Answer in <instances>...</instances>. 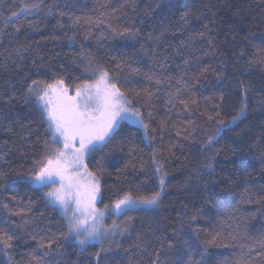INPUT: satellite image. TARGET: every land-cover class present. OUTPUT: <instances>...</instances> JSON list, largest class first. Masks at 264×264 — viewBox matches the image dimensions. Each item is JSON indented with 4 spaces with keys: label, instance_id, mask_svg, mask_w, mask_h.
<instances>
[{
    "label": "trees",
    "instance_id": "16d2710c",
    "mask_svg": "<svg viewBox=\"0 0 264 264\" xmlns=\"http://www.w3.org/2000/svg\"><path fill=\"white\" fill-rule=\"evenodd\" d=\"M32 2L41 0H0V155L8 153L9 162H0V168L26 173L50 139L46 123L25 102L26 84L62 78L74 90L95 79L86 68L113 71L126 62L139 71L125 66L113 73L114 82L140 108L151 143L142 129L124 122L102 153L85 158L100 179L98 206L112 204L145 174L152 179L144 192L151 191L153 152L169 177L158 214L133 211L130 233L103 238V247L111 248L108 264H150L157 251L164 264H175L177 253L187 251L185 240L200 264H264V202L257 201L264 196V0H188L187 25L180 19L184 9L170 10L167 0H43L39 11L21 12ZM12 12L19 15L9 20ZM70 17H81L80 23L73 25ZM58 21L64 26L57 27ZM125 27L137 32L134 39L113 35V29ZM241 82L251 89L247 119L220 133L215 172H202L214 150L203 146L216 136L218 120L235 115ZM216 111L221 115L209 120ZM44 191L26 182L0 187V203L13 212L25 210L14 215L0 207V229L20 238L6 250L11 261L0 250V264H37V258L39 264H95L101 245L93 242L81 253L71 237L64 239L66 219L47 203ZM114 220L123 224L127 217L109 214L103 224L110 228ZM174 229V248L161 249L156 237H172ZM33 235L57 243L51 250L40 248ZM214 236L215 243H207Z\"/></svg>",
    "mask_w": 264,
    "mask_h": 264
},
{
    "label": "snow or ice",
    "instance_id": "6c2138e0",
    "mask_svg": "<svg viewBox=\"0 0 264 264\" xmlns=\"http://www.w3.org/2000/svg\"><path fill=\"white\" fill-rule=\"evenodd\" d=\"M42 2L43 0H41ZM41 3H25L21 8V12L39 11ZM157 6L159 7L160 4L158 3ZM167 7L170 10L178 7L183 8L184 11L181 13L180 19L187 25L190 15L188 0H183V3L180 0H167ZM18 15L19 13L12 12L8 19L10 20ZM70 19H72V24L75 25L80 23L81 17H70ZM56 26L63 27L64 25L58 21ZM204 27L211 31L207 25ZM19 30V27H17L16 31ZM113 35L125 39H134L137 32L132 28L125 27L122 30L113 29ZM200 35H203V33ZM74 38V36L69 37V40ZM209 45L214 48L212 40H209ZM240 56L241 58L244 56L243 51H241ZM249 63H252V61H249ZM125 66L131 68L126 62L116 63L113 71L102 65H98L94 69L86 68V71H89L95 79L77 85L74 95H69V89L65 86L62 78L55 79L51 83H46L43 80H32L26 84L25 102L32 104L34 110L39 113L41 120L46 123L45 132L49 134L50 139L44 141V149L40 153L39 159L34 161L31 169L26 173L10 172L0 168V187L11 181L13 183L26 182L41 191L48 189L44 191L47 203L53 205L54 208L58 207L66 217L67 232L66 234L61 233V236L64 239L71 237L81 253L85 252L93 242L101 245L100 249L94 253L95 264H101L102 261L103 264H108L107 253L111 251V248L105 249L103 247V238L106 235L115 236L116 234L130 233L134 217L130 216L129 213L133 211L145 216L158 214L163 209L164 195L168 188L169 173L164 169L163 164L158 163L156 153L153 152V164L156 165L153 170L155 187L151 191L144 192L150 179H152L145 174L143 180L134 186L130 185L128 190L118 196L112 204H105L103 210L96 207L97 201L102 196L100 179L96 173L88 170L85 158L102 153L119 134L120 126L124 122L142 129L144 139L151 143L148 135L149 124L145 123L140 108L134 103L133 99L129 98L127 90L122 91L114 82L115 75L113 73L122 71ZM131 71L138 72L139 70L131 68ZM207 71L208 68L205 67L200 74L203 75ZM152 78L151 76L148 77V79ZM238 87L241 89V95L240 104L235 115L229 120H218L221 127L216 129V136H209L203 146L204 151L214 150L212 155L208 157V162L204 165L202 172L205 170L209 174L215 172L214 162L221 150L215 149L214 146L218 143L220 133L229 129L230 126H238V122L247 119L248 94L251 89L249 85H244L242 82ZM140 95V92L135 93V96ZM220 98L223 101V94ZM181 102L185 103V107H187L186 102ZM220 115L221 113L216 111L215 116L209 115L208 119L213 120ZM149 116H151V113H149ZM22 127L27 128V125H22ZM7 155L8 153L0 155V162L8 164L9 162L5 160ZM127 167L126 165L125 169L119 170L118 178L126 172ZM200 175L201 172L195 174L196 177ZM261 175L264 177V172ZM193 178L189 177V179ZM233 183H235L234 180L229 182V186ZM261 191L264 192V186L261 187ZM10 199L15 200L16 197L13 196ZM257 201L264 202V196H258ZM0 207L14 215H21L25 211L21 208L13 212L7 203H0ZM106 214L123 215L127 217V220L123 224L114 220L111 227L108 228L103 224V218ZM191 219L194 221L196 217L193 216ZM177 235L178 230L174 229L172 237H166L162 240L157 236L156 239L160 244V248L163 249L164 245L167 244L169 249H173L176 244L175 236ZM18 239L20 238L0 229V246H2L0 250H5L4 254L8 256L10 261L12 257L6 250L12 249L14 246L13 241ZM141 239V236L137 237V240ZM215 239L214 236L207 243H215ZM31 240L37 241V236H31ZM37 242L40 248L51 250L53 244L57 243V239L42 238ZM184 243L187 251L177 253L175 264H200V261L193 258V246L187 240ZM144 251H147V246H145ZM48 254V251L44 253V255ZM200 254L203 257L204 251L201 250ZM185 257H187V260H185ZM37 264H39L38 258ZM150 264H164L160 260L159 251L156 253V259L150 261Z\"/></svg>",
    "mask_w": 264,
    "mask_h": 264
},
{
    "label": "rangeland",
    "instance_id": "374dc122",
    "mask_svg": "<svg viewBox=\"0 0 264 264\" xmlns=\"http://www.w3.org/2000/svg\"><path fill=\"white\" fill-rule=\"evenodd\" d=\"M74 92H75V89L74 90H69V95H74ZM128 123V122H127ZM129 124H131V123H129ZM133 125V124H132ZM134 126H136V125H134ZM138 127V126H137ZM48 190V189H47ZM98 202H99V200L97 201V203H96V207L98 208V209H101V210H103V208H100L99 206H98ZM57 209H58V211L62 214V212H61V210L57 207ZM63 215V214H62ZM107 215H109V214H106L105 215V217L107 216ZM114 215V214H113ZM64 216V215H63ZM65 217V216H64ZM105 217L103 218V222H104V219H105ZM65 219H66V217H65ZM89 223H91V221H89Z\"/></svg>",
    "mask_w": 264,
    "mask_h": 264
}]
</instances>
